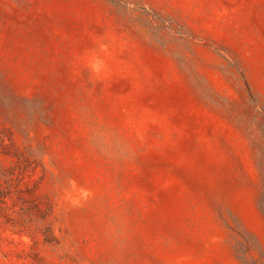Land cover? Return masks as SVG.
Segmentation results:
<instances>
[{"label": "rangeland", "instance_id": "obj_1", "mask_svg": "<svg viewBox=\"0 0 264 264\" xmlns=\"http://www.w3.org/2000/svg\"><path fill=\"white\" fill-rule=\"evenodd\" d=\"M0 264H264V0H0Z\"/></svg>", "mask_w": 264, "mask_h": 264}]
</instances>
